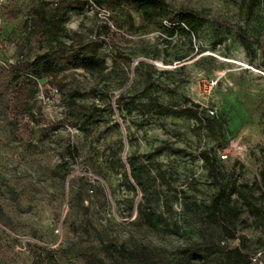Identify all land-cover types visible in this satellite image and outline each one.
Instances as JSON below:
<instances>
[{
	"label": "rangeland",
	"instance_id": "374dc122",
	"mask_svg": "<svg viewBox=\"0 0 264 264\" xmlns=\"http://www.w3.org/2000/svg\"><path fill=\"white\" fill-rule=\"evenodd\" d=\"M48 1L45 15L54 6ZM95 2L110 11L123 35L99 26L85 4L58 11L63 29L57 38L70 45L67 62L42 78L34 96L21 76L0 113V264H34L35 245L51 246L58 264H84L85 254L102 257L105 242L150 249L145 260L127 264H186L179 252L186 247L205 255L206 264H226L227 248L239 245L245 255L264 249V225L243 209L232 236L205 221L204 205L217 185L200 158L205 151L214 160L220 183L250 184L264 174V0H165V10L150 19L131 0ZM38 5L0 0L1 71L25 52L32 57L48 47V31L29 29ZM184 9L240 24L258 47L251 43L246 53L234 28L213 20L194 32L169 34L167 23ZM71 54L92 55L106 68L88 74ZM53 87L58 94L52 96ZM130 95L135 104H126ZM150 100L196 105L197 116L210 123L136 107ZM205 107L215 115H206ZM129 164L145 167L139 185L122 176ZM259 185L257 200L264 191ZM142 197L171 230H151L137 219Z\"/></svg>",
	"mask_w": 264,
	"mask_h": 264
},
{
	"label": "trees",
	"instance_id": "16d2710c",
	"mask_svg": "<svg viewBox=\"0 0 264 264\" xmlns=\"http://www.w3.org/2000/svg\"><path fill=\"white\" fill-rule=\"evenodd\" d=\"M86 1L54 0V6L49 15H45L47 11L45 6L50 3L48 0H39V5L32 8L33 15L30 17V31L33 34L38 30L39 32L48 31L50 42L44 51L34 53L32 57H30L29 52H25L12 63L4 65L2 71L0 70V113L5 109L10 88L21 76L24 77L26 85L30 87V96H34L37 92V81L39 79L56 75L62 70L64 63L68 60L67 52L70 50V45L57 38V35L63 29L61 24L62 18L57 16V12L60 10H80ZM131 2L139 10L141 17L144 19H150L161 14L167 6L165 0H131ZM208 20H213L227 28H234L236 37L246 53L249 52V44L254 43L258 47L257 39L250 37L240 24L218 17L202 16L197 12L187 9L181 10L177 20L175 22H168L167 26L169 34H172L174 31L194 32ZM260 55L264 59L263 51H260ZM70 59L75 66L88 74H100L106 68L104 61L98 60L92 55L81 56L79 54H71ZM156 85L161 87L160 83H156ZM121 98V95H119L114 100L116 107L121 103ZM134 99L133 95L128 96V103L126 104H135ZM120 107L127 111L130 109V107H126L124 104L120 105ZM136 107L142 108L145 113L193 118L199 123L203 122L206 125L210 123V119L197 116L194 109L196 105H193V107H174L165 106L150 100L145 103H138ZM65 152L68 155L71 149L68 148ZM75 156H77V153L72 148L71 157L74 158ZM200 158L217 185L215 193L211 196L208 203L204 205L206 212L204 216L205 221L219 225L226 236H232L235 222L239 218L241 209H243L249 214L254 224L264 225V191H259V200L254 195L255 191L260 190L259 183L264 184V174H260L259 181L256 180L250 184L239 183L234 180L220 183L217 171L215 170L214 160L205 151L200 152ZM145 172L143 165L129 164L128 170L126 172L123 171L122 176L126 182H128V179H131L136 185H139V178ZM128 186L131 190L133 189L130 184ZM142 196H145L143 189ZM142 198L143 201L137 203L135 207L137 219L151 230H157L159 227L171 230L165 223L164 218L151 207L150 202L145 197ZM219 242L222 244V241ZM49 247L51 246L35 245L31 250L32 262L34 264H58ZM149 250L143 246L127 248L123 244L105 242L100 245L102 257L85 254L83 255V261L84 264H127V262L145 260V255ZM179 252L181 259L186 264H192L191 260L193 258H204L203 264H206L205 255L199 254L196 249L193 250L186 247ZM249 254H243L239 245H236L225 249L222 258L226 264H246Z\"/></svg>",
	"mask_w": 264,
	"mask_h": 264
},
{
	"label": "built area",
	"instance_id": "2783aa9c",
	"mask_svg": "<svg viewBox=\"0 0 264 264\" xmlns=\"http://www.w3.org/2000/svg\"><path fill=\"white\" fill-rule=\"evenodd\" d=\"M85 5L88 7V9L91 12H93L99 26H104L108 30L115 32V34L123 35V31L118 26H116V24L113 22V20L111 18L110 11L104 5L98 4L94 0H87ZM41 80L42 79H39L37 81V85L39 84V82ZM216 81H217L216 78L209 81L208 86H207L208 89L212 88L216 84ZM57 94H58L57 88L53 87L50 89L49 95L53 96V95H57ZM49 97L48 96L45 97V99H44L45 105L51 104ZM204 111L206 112V115H208V116H214L215 115V109L213 107H211V108L205 107ZM57 232H58V229L55 228L54 233H57ZM246 264H264V249H259V250H256V251L250 253L248 255Z\"/></svg>",
	"mask_w": 264,
	"mask_h": 264
}]
</instances>
